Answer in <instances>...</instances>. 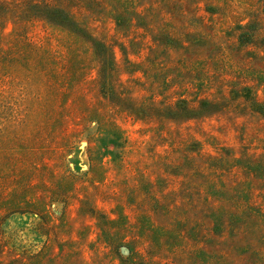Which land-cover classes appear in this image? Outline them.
<instances>
[{
  "label": "rangeland",
  "instance_id": "374dc122",
  "mask_svg": "<svg viewBox=\"0 0 264 264\" xmlns=\"http://www.w3.org/2000/svg\"><path fill=\"white\" fill-rule=\"evenodd\" d=\"M0 264H264V0H0Z\"/></svg>",
  "mask_w": 264,
  "mask_h": 264
},
{
  "label": "trees",
  "instance_id": "16d2710c",
  "mask_svg": "<svg viewBox=\"0 0 264 264\" xmlns=\"http://www.w3.org/2000/svg\"><path fill=\"white\" fill-rule=\"evenodd\" d=\"M38 4H32L30 7H37ZM39 10L42 11L41 15L44 19L57 24V25H69L72 20L69 14L63 9L54 8L53 6L44 5Z\"/></svg>",
  "mask_w": 264,
  "mask_h": 264
}]
</instances>
